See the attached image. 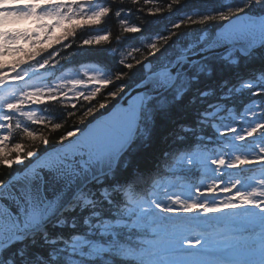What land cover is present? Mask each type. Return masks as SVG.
I'll use <instances>...</instances> for the list:
<instances>
[{"label": "snow or ice", "instance_id": "snow-or-ice-1", "mask_svg": "<svg viewBox=\"0 0 264 264\" xmlns=\"http://www.w3.org/2000/svg\"><path fill=\"white\" fill-rule=\"evenodd\" d=\"M186 2L0 0V165L24 169L0 180V264H264V0L194 6L145 36L134 92L124 58L115 71L66 67L109 41L100 26L113 8L114 57ZM191 105L146 170L133 154L151 148L158 119ZM57 107L53 144L43 133L62 127Z\"/></svg>", "mask_w": 264, "mask_h": 264}, {"label": "trees", "instance_id": "trees-1", "mask_svg": "<svg viewBox=\"0 0 264 264\" xmlns=\"http://www.w3.org/2000/svg\"><path fill=\"white\" fill-rule=\"evenodd\" d=\"M111 4H119L120 0H110ZM159 3H163L164 0H158ZM195 4V5H194ZM199 6L201 9H205L209 6L216 8L220 6L219 0H187V2L181 6H178L173 12L171 13H162L157 15L156 17H151L148 19V23L146 25V32L143 34H130L134 39L128 40L124 42L119 49V52L113 57L109 55L110 48L111 47H117V44L115 43V38L117 35L121 34V29L119 26L118 20L115 18V11L117 8L112 9V16L107 19V23L102 22L100 27L105 28L109 34L110 39L109 41L103 43L102 45L97 46H91V48L86 49L87 55L75 57L71 63L67 64L66 67H73V65L79 67L81 64L85 65H96L102 69L115 71L118 67H123L122 65H119V60L121 58H124L127 63H132L134 67L131 70L125 69V71L128 73V77L126 78L123 83H125L128 88L131 87L133 84L136 83L139 74L142 71V67L140 64H136L137 60H142V55L147 56V53L144 52V45H146L147 41L144 39L145 36L148 35H155L156 33H163L165 28H170L171 23H175L177 19H179L181 16L185 15L186 13H190L192 10V7ZM137 8L140 7V5L136 6ZM127 11V9H125ZM140 17V13H136L135 16L131 17L132 22H138V18ZM181 33L187 32V31H193V29H181ZM95 34L90 32H84L81 34L80 39L87 38V35ZM190 37H185L181 35L180 39H189ZM80 39H77L75 44L78 45L80 43ZM69 43H72L71 41ZM132 48H139L141 51L140 53H132V56L129 57L128 53L132 51ZM76 47L75 45L72 48V51H75ZM64 54H67L66 52ZM149 60H151V57H148ZM255 67V64H242V67L240 69L241 72H243L245 75L248 74V68ZM116 86H119V81L114 82ZM127 88V89H128ZM126 89V90H127ZM108 90H115V88L112 85L108 86ZM125 90V91H126ZM123 95V94H122ZM106 98V91L104 89L101 90V94H99L98 98L95 100V103L98 105L100 102H102ZM189 97H184L182 104L187 105L188 104ZM109 103H112V101H109ZM197 105H191L187 108H180L173 111V116L176 117L175 122L173 123L169 119H158L156 127L152 131V144L151 148L147 150H140L134 153V158L139 159L143 162V165L146 170L150 171L152 169V166L155 164L157 159L159 158V155L162 151L168 148H172L175 145L172 143L173 136H169V132H174L176 129L177 124L183 122L182 114L183 112L188 113V120H191L192 118V111L196 109ZM202 107V106H201ZM53 118L56 120V122L61 123L62 127L60 129L52 130L51 128L44 130V135L48 136L50 140L53 142L57 141L59 139V136L62 135L65 131V124L64 121L61 119L63 115H66L62 112V110L57 107L53 110L51 113ZM73 118L72 120H69L67 122L68 126H71L75 120L77 119ZM14 142H23L26 144V146L31 147V144L26 139L18 140ZM52 147V145H49V148ZM43 152V148L41 147V153ZM29 161L26 160L25 164H28ZM23 167L21 165H13L11 168H7L6 166L0 165V180L7 179L10 175L13 173L20 171Z\"/></svg>", "mask_w": 264, "mask_h": 264}, {"label": "water", "instance_id": "water-1", "mask_svg": "<svg viewBox=\"0 0 264 264\" xmlns=\"http://www.w3.org/2000/svg\"><path fill=\"white\" fill-rule=\"evenodd\" d=\"M145 70H146V67H145ZM135 86H136V83L132 86V87H130L126 92H129V93H131V92H134V90H135ZM51 148H49V150H50ZM43 154V153H42ZM31 163H35V160H32L31 161ZM24 170V169H23ZM23 170L22 171H20V172H23ZM20 172H17V173H20ZM14 174H16V173H14ZM14 174H12V175H14ZM9 178V177H8Z\"/></svg>", "mask_w": 264, "mask_h": 264}, {"label": "rangeland", "instance_id": "rangeland-1", "mask_svg": "<svg viewBox=\"0 0 264 264\" xmlns=\"http://www.w3.org/2000/svg\"><path fill=\"white\" fill-rule=\"evenodd\" d=\"M21 26H27V25H21ZM234 178H239V177H234ZM225 179H227V177H225Z\"/></svg>", "mask_w": 264, "mask_h": 264}]
</instances>
